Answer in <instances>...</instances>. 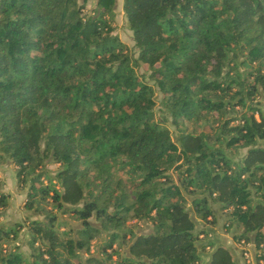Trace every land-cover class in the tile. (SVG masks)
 I'll return each mask as SVG.
<instances>
[{
    "label": "trees",
    "instance_id": "16d2710c",
    "mask_svg": "<svg viewBox=\"0 0 264 264\" xmlns=\"http://www.w3.org/2000/svg\"><path fill=\"white\" fill-rule=\"evenodd\" d=\"M83 1L0 0V160L31 211L0 222V264H199L211 202L264 264V0H121L136 57L115 0ZM21 225L27 255L7 246ZM219 249L207 264H236Z\"/></svg>",
    "mask_w": 264,
    "mask_h": 264
},
{
    "label": "rangeland",
    "instance_id": "374dc122",
    "mask_svg": "<svg viewBox=\"0 0 264 264\" xmlns=\"http://www.w3.org/2000/svg\"><path fill=\"white\" fill-rule=\"evenodd\" d=\"M79 2H82V0H79ZM118 2V6L113 10V13L111 16L107 17L109 24L111 25L112 31L111 33L116 34L118 36V38L124 42L125 46L127 47L128 53L132 54V56L136 57V49L133 45V41L131 39V33L130 30L127 28L126 26V22H125V16L124 13L122 11V7H121V0L117 1ZM95 0H84L83 1V10L89 11L91 9V7L94 6ZM137 73L143 74L145 78H147V68H146V64L145 63H141L139 62L137 66H135ZM148 79V78H147ZM149 82H152L151 80H148ZM160 97V93L155 91V100L156 103L154 105V111L156 114H162V112L159 110L160 108V104L158 103V99ZM202 121H198L197 124H201ZM165 124L168 126L169 130L171 131V136L174 137V135L177 133V128L171 124L169 122V119H167L165 121ZM195 125V123H190L189 121L185 122V123H180L179 126H186L187 129H192L193 126ZM196 126V125H195ZM244 151V148H239L237 150L238 154H241ZM237 154V153H235ZM57 163H51L48 162L45 164V169L48 170V172L50 174H54L55 169L57 167ZM0 168L3 169L2 171H0V179H2V190L5 191L7 193V206L4 207V214L2 215L3 217L0 216V222L8 225V224H13L16 220H20L22 221L23 216L25 215V213H29L31 212L30 210H25L24 208H22V204L25 200V191H26V186L24 185V182H19L20 176H16L15 175V167L11 164V162L8 159H2L0 160ZM53 176V175H52ZM46 179L43 178V181H45ZM52 182L54 183L55 187H58V184L56 183V178L53 177ZM42 205V204H41ZM44 206L46 207H50L51 204L50 203H43ZM55 213H57L60 217H67L69 218V213L67 212H60L58 211V209H56L55 207H53L52 209ZM218 211V210H217ZM43 213H44V209L41 208V211L39 213H30V214H39L37 215L38 218H43ZM70 220H72V218H70ZM57 222H60V220H56L55 219V225ZM77 222V220H73L72 224H75ZM137 222H135V220L133 218H128L126 220L127 224H133L132 228L135 229ZM215 224V223H214ZM214 224H211L214 225ZM198 225V224H197ZM209 224L205 223L204 227H207ZM200 227V226H198ZM65 228L67 229V227L65 225H63V223H61L58 226V230H65ZM142 228L140 231H146L149 229L148 225L142 224L141 227ZM229 230H227L226 233H228ZM27 231L25 228V225H21V227L19 228L18 232H17V236L15 239L10 240L9 243H7V246L10 247L12 245H16L18 246V248L25 254L27 255L29 252V247L28 244L26 243L27 240ZM206 237H204L201 240H204ZM130 237L127 236L126 240H129ZM99 239H91L90 241V250L95 248V243L98 242ZM127 242V241H126ZM125 242V243H126ZM236 242V241H235ZM125 243H124V247H125ZM127 244V243H126ZM236 244L238 245L239 248V252L241 255V258L244 262V264H248L242 253H241V246L239 245V243L236 242ZM215 244H212V246H210L209 248L212 249L214 247ZM223 247H220L219 250H221ZM222 252H226V250H222ZM229 253V252H228Z\"/></svg>",
    "mask_w": 264,
    "mask_h": 264
},
{
    "label": "crops",
    "instance_id": "0c3cea01",
    "mask_svg": "<svg viewBox=\"0 0 264 264\" xmlns=\"http://www.w3.org/2000/svg\"><path fill=\"white\" fill-rule=\"evenodd\" d=\"M117 1H120V0H115L114 8H115V5H116V8L118 6ZM114 8H113V10H114ZM2 170L3 169L0 168V171H2ZM210 204H211V206H213V208L215 210L214 211V216L216 219L215 224L212 226L208 225L207 227H204L205 223L202 221H198L197 224L201 228H207L208 229L206 236L212 241V244H215V245L212 249H210L207 246L204 248V250L202 251L203 252L202 260L200 261L199 264H207V261L211 255V252L213 251V249L220 248V247H223V248L219 252H222V250H226L227 252H229V254L231 255L232 259L235 261L236 264H244V262L241 258L240 252H239L238 245L236 244L235 240L232 238L230 231H228V233H226L227 230L224 229V227H223L224 214L222 213V211L220 209H216V207H217L216 203L211 202ZM3 212H4V210H3ZM3 212L0 215L1 217H3L2 216L4 214ZM134 220H135V222L138 221L137 225L135 227L136 231L139 232L142 229V228H140L142 224L148 225V227L150 229V223L148 221L136 220V219H134ZM250 246H249V248H250Z\"/></svg>",
    "mask_w": 264,
    "mask_h": 264
},
{
    "label": "built area",
    "instance_id": "2783aa9c",
    "mask_svg": "<svg viewBox=\"0 0 264 264\" xmlns=\"http://www.w3.org/2000/svg\"><path fill=\"white\" fill-rule=\"evenodd\" d=\"M237 243H239V245L241 246V253L245 259V261L248 264H252V256H251V252L249 249V246L251 245L250 242H245L243 239H240L239 241H237ZM262 245L260 244V247ZM260 263H262V261L260 260Z\"/></svg>",
    "mask_w": 264,
    "mask_h": 264
}]
</instances>
